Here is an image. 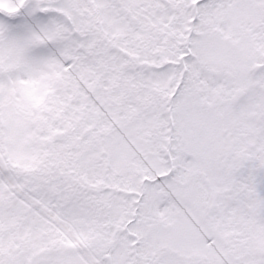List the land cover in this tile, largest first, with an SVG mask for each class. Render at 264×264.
Here are the masks:
<instances>
[{
	"label": "snow or ice",
	"instance_id": "1",
	"mask_svg": "<svg viewBox=\"0 0 264 264\" xmlns=\"http://www.w3.org/2000/svg\"><path fill=\"white\" fill-rule=\"evenodd\" d=\"M0 264H264V0H0Z\"/></svg>",
	"mask_w": 264,
	"mask_h": 264
}]
</instances>
